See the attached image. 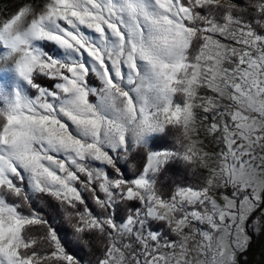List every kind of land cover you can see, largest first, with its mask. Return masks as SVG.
I'll list each match as a JSON object with an SVG mask.
<instances>
[{
    "label": "snow or ice",
    "instance_id": "6c2138e0",
    "mask_svg": "<svg viewBox=\"0 0 264 264\" xmlns=\"http://www.w3.org/2000/svg\"><path fill=\"white\" fill-rule=\"evenodd\" d=\"M0 264H264V0H0Z\"/></svg>",
    "mask_w": 264,
    "mask_h": 264
}]
</instances>
